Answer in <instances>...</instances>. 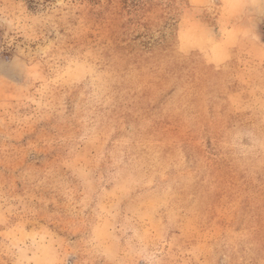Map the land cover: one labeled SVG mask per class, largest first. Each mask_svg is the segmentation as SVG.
I'll use <instances>...</instances> for the list:
<instances>
[{"label": "rangeland", "instance_id": "obj_1", "mask_svg": "<svg viewBox=\"0 0 264 264\" xmlns=\"http://www.w3.org/2000/svg\"><path fill=\"white\" fill-rule=\"evenodd\" d=\"M0 264H264V0H0Z\"/></svg>", "mask_w": 264, "mask_h": 264}, {"label": "trees", "instance_id": "obj_2", "mask_svg": "<svg viewBox=\"0 0 264 264\" xmlns=\"http://www.w3.org/2000/svg\"><path fill=\"white\" fill-rule=\"evenodd\" d=\"M26 1H28V2H30L32 4L34 3V0H26Z\"/></svg>", "mask_w": 264, "mask_h": 264}]
</instances>
